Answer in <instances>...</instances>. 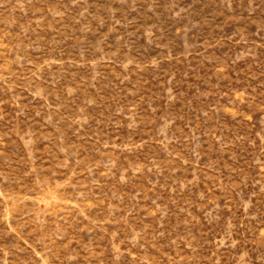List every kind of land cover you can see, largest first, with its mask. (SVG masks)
Returning a JSON list of instances; mask_svg holds the SVG:
<instances>
[{
  "label": "rangeland",
  "instance_id": "obj_1",
  "mask_svg": "<svg viewBox=\"0 0 264 264\" xmlns=\"http://www.w3.org/2000/svg\"><path fill=\"white\" fill-rule=\"evenodd\" d=\"M0 264H264V0H0Z\"/></svg>",
  "mask_w": 264,
  "mask_h": 264
}]
</instances>
